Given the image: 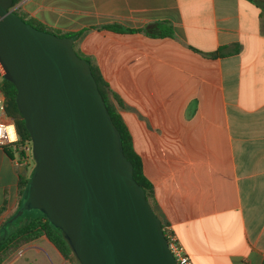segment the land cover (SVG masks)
Returning a JSON list of instances; mask_svg holds the SVG:
<instances>
[{
    "label": "crops",
    "instance_id": "1",
    "mask_svg": "<svg viewBox=\"0 0 264 264\" xmlns=\"http://www.w3.org/2000/svg\"><path fill=\"white\" fill-rule=\"evenodd\" d=\"M259 1L15 5L53 30L81 33L73 38L75 51L93 62L119 98V113L153 187L156 214L192 264H264V0ZM152 24L170 33L142 30ZM32 169L0 148V225L17 210L23 198L18 179L29 178ZM2 264L77 263L40 236Z\"/></svg>",
    "mask_w": 264,
    "mask_h": 264
},
{
    "label": "water",
    "instance_id": "2",
    "mask_svg": "<svg viewBox=\"0 0 264 264\" xmlns=\"http://www.w3.org/2000/svg\"><path fill=\"white\" fill-rule=\"evenodd\" d=\"M73 41L35 28L13 0H0L2 78L16 88L34 159L16 215L39 210L78 264H178Z\"/></svg>",
    "mask_w": 264,
    "mask_h": 264
},
{
    "label": "trees",
    "instance_id": "3",
    "mask_svg": "<svg viewBox=\"0 0 264 264\" xmlns=\"http://www.w3.org/2000/svg\"><path fill=\"white\" fill-rule=\"evenodd\" d=\"M20 1L21 0H13V5H16ZM254 1H256L258 4L260 3L259 0H254ZM15 13L18 16H20L24 21L30 23L32 26H34L39 30L48 31L61 37L75 38L81 35V33H76V34L62 33L53 30L52 28H49L32 18H26L23 14L19 13L18 11H15ZM155 29H157L158 32H155ZM142 30L150 35H154L156 33L158 35H166L170 33L169 28L163 27V25H159V24H152L146 26ZM77 54L90 64V68L96 80L99 92L105 102L106 108L112 119V122L115 125L120 135L123 154L132 165L133 178L136 180L139 186L144 190L147 201L149 202L153 211L156 213L153 187L151 183L143 175L140 156L133 149L129 129L125 124V122L123 121L118 110L119 107H121V102L119 98L114 94V92L109 88L108 84L104 81V79L101 77V75L98 72V69L93 64V62L89 58L81 55L80 53L77 52ZM0 92L4 97V103H3L4 112L6 116L11 119L17 134L16 142H14L11 145L4 146L3 149L6 151L8 155L12 156L13 154H16L19 160L23 161L24 153L22 147L24 146L25 143L31 142V139L29 132L25 127L23 117L21 116L19 110L17 109V105L15 102L16 88L10 81H7L2 78L0 82ZM28 180L29 178H25L23 176H20V178L18 179V187L22 190L23 198L15 213L21 207L23 200L25 198L28 187ZM4 210H5V205L0 208V214ZM14 214H12L7 219H5L0 225V264L9 260L20 247L37 239L40 236H45L56 247V249L61 253V255L64 258L67 259L70 256L73 257L70 248L68 247L66 241L63 239L59 231L55 229L48 222V220L44 217L42 213L40 217L32 219L22 227L14 231H11L9 229V226L12 223L13 219L15 218ZM160 222L163 232L166 235V228L168 226L166 225L165 222L161 220Z\"/></svg>",
    "mask_w": 264,
    "mask_h": 264
},
{
    "label": "built area",
    "instance_id": "4",
    "mask_svg": "<svg viewBox=\"0 0 264 264\" xmlns=\"http://www.w3.org/2000/svg\"><path fill=\"white\" fill-rule=\"evenodd\" d=\"M2 67L0 65V72L2 73ZM2 77V74H0ZM4 97L0 92V148H3L6 145H11L17 140V134L14 128V125L9 119L5 112H4ZM12 127L13 135L14 137L11 138L9 127ZM23 153H24V162H27L28 160H34L32 156V144L31 142H27L22 147ZM165 235V234H164ZM166 240L168 244V249L170 253L173 255L175 261L178 264H192L190 258L188 257L184 247L179 242V240L176 238L172 230L167 227L166 228Z\"/></svg>",
    "mask_w": 264,
    "mask_h": 264
},
{
    "label": "rangeland",
    "instance_id": "5",
    "mask_svg": "<svg viewBox=\"0 0 264 264\" xmlns=\"http://www.w3.org/2000/svg\"><path fill=\"white\" fill-rule=\"evenodd\" d=\"M0 74H3V71H2V73L0 72ZM1 80H2V77L0 75V82H1ZM26 163L30 166L31 169L34 167V160H28ZM16 214H17V212L14 214L15 218L13 219L12 223L9 226V229L11 231L18 229V228L22 227L23 225H25L26 223H28L30 220H32L38 216H41V212L39 210H36V209H25L21 215H16Z\"/></svg>",
    "mask_w": 264,
    "mask_h": 264
},
{
    "label": "bare ground",
    "instance_id": "6",
    "mask_svg": "<svg viewBox=\"0 0 264 264\" xmlns=\"http://www.w3.org/2000/svg\"><path fill=\"white\" fill-rule=\"evenodd\" d=\"M9 132H10V136H11V138H13L14 135H13V131H12V127H11V126L9 127Z\"/></svg>",
    "mask_w": 264,
    "mask_h": 264
}]
</instances>
